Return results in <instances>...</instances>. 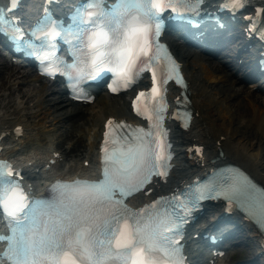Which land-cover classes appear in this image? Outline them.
I'll return each instance as SVG.
<instances>
[{
	"label": "snow or ice",
	"instance_id": "snow-or-ice-1",
	"mask_svg": "<svg viewBox=\"0 0 264 264\" xmlns=\"http://www.w3.org/2000/svg\"><path fill=\"white\" fill-rule=\"evenodd\" d=\"M94 3L99 5L102 0ZM167 7H172V0H118L111 11H100V20H90L91 13L81 17V24L94 23L96 31L89 35L91 29H80L77 39L87 36V40L81 39L84 47L77 50L81 54L77 64L90 57L93 79L111 72L116 82L123 81L125 87L150 72L151 91L139 93L137 100L145 95L162 99L153 66L162 55L171 61L168 78L182 83L179 65L158 41L163 27L160 13ZM77 64L69 68H77ZM111 91L117 92L118 88L113 86ZM153 111L154 115H150L137 109L138 115L155 123L147 131L135 129L130 142L116 131L123 125L108 121L101 149L104 179L100 182H58L54 186L57 195L52 200L27 203V197L16 187L0 186V207H7L15 218L13 235L7 238L11 243L10 264H182L175 237L206 195L255 206L264 230V191L257 196L252 185L236 176L221 174L202 188H189L183 201L161 198L139 211L126 206L124 198L141 191L151 183L153 175L166 176V171L160 169L169 167L166 162L172 154L166 132L153 131L161 127V109ZM109 145L115 147L110 150ZM161 255L168 259L161 261Z\"/></svg>",
	"mask_w": 264,
	"mask_h": 264
},
{
	"label": "bare ground",
	"instance_id": "bare-ground-1",
	"mask_svg": "<svg viewBox=\"0 0 264 264\" xmlns=\"http://www.w3.org/2000/svg\"><path fill=\"white\" fill-rule=\"evenodd\" d=\"M230 33L223 34L227 43H219L213 49L197 51L190 47L195 44L191 43L192 41L187 37H184V44H178L174 35L171 33L165 35L164 39L172 43L174 53L184 66V74L189 84L190 108L194 112V119L188 131L171 129V140L179 162L167 183L160 185L161 189L173 187L189 174L201 172L195 167L192 168L193 163L212 168L224 162L241 167L255 181L264 186L263 147L250 141V135L238 138V129L244 124L247 127L253 124L257 127L261 124V131L264 132V97L255 96L249 91V95L245 97L246 101L242 102L238 99L245 91L243 83L245 84L249 79H255L257 75L249 73L244 76V79L242 76L235 75V72L241 68L246 71V67L251 69L252 65L248 56L243 59L241 65L239 64L238 59H241L244 50L236 51L234 45L243 44L240 41L243 37L240 32ZM227 51L233 53L230 59L225 58L230 56ZM211 65H214L213 69ZM14 66L0 55V111L3 112V117H7L6 112L10 111V108L14 113H18L14 118H4L3 122L0 120V136L4 135L0 144L6 148L2 150L1 156L12 159V162L23 169L27 175H33L42 170L44 159L49 160L54 154H59V158L55 159V165L45 174L41 173L27 180V185L31 189H38L44 180L54 177L69 178L74 175L92 177L94 151L98 149V138L104 122L110 117L129 116L130 107L129 102L126 104V95L109 96L99 87L94 104L83 107L69 101L62 89L54 88V84L36 75L33 76L38 86L33 87L32 91L23 90L20 85L31 76ZM15 82H20L19 87H14ZM177 94L179 91H175L173 97ZM35 109L34 115L38 113L41 119H45L43 125L35 123L34 119L33 125L31 120L27 119L31 111ZM59 126L60 128L69 126V129L56 130L55 127ZM17 127L21 128L22 136L16 134ZM91 131L93 133H90ZM66 140L69 142L65 143ZM87 141L90 142L87 144ZM93 141H96V147L90 150L95 146ZM70 142L74 143L72 147L68 145ZM193 145L204 147L202 158L187 151ZM26 148L27 152H25ZM32 148H35V151L31 150ZM255 148H258L259 152H256ZM218 150L222 151L223 157L211 162L218 156ZM84 162H88L89 166L85 167ZM213 206L209 205V207ZM203 217L206 222L207 218L205 215ZM230 228L226 231V236L230 238L228 241H232L226 256L229 259H221L219 261L221 264L229 262L231 253L239 251L236 244H241V249L244 248L248 257L246 264H257L259 259L263 260L257 254L260 249H254L255 242L243 238V230H239L245 228L243 223H238L235 229L230 230ZM209 229L217 230L219 225H209ZM189 230L191 233L188 236L206 232L196 228V224ZM250 236L254 237L252 232H249ZM195 243L197 240L192 239L187 247L190 248ZM260 264H264V261Z\"/></svg>",
	"mask_w": 264,
	"mask_h": 264
},
{
	"label": "rangeland",
	"instance_id": "rangeland-1",
	"mask_svg": "<svg viewBox=\"0 0 264 264\" xmlns=\"http://www.w3.org/2000/svg\"><path fill=\"white\" fill-rule=\"evenodd\" d=\"M229 34H231V33H229ZM179 44H180V42H178ZM191 48H193L194 50H198V49H196L195 48V46H190ZM227 53H229V54H231L230 52H228L227 51ZM225 58H228V59H230L231 57L230 56H227V57H225ZM216 60V59H215ZM218 60V59H217ZM206 65H207V63H206ZM15 67V66H14ZM213 67H214V65H211V68L213 69ZM25 72L27 73V72H29V70H25ZM240 73V71L239 72H235V75L238 77V76H240L241 74H239ZM31 77L29 78V79H27V81L24 83V84H21L20 85V82H15L14 83V87H19V85L22 87V89L23 90H28V91H32V88L33 87H37L38 86V82L36 81V79H34L35 77L32 75V74H29ZM12 80H14V79H12ZM250 80V79H249ZM243 85L245 86V88H244V93H242L240 96H239V100L240 101H242V102H244V101H246L245 99V97H246V95H249V91H251V92H253L254 94H255V96L257 95H259L260 97H264V92H259V91H254V90H252L251 89V86L250 85H248V84H244L243 83ZM224 86H226V84L224 85ZM54 88H57V86H54ZM15 97H16V95H15ZM126 100V104H127V102H128V99L126 98L125 99ZM94 104V103H93ZM226 104V103H225ZM32 105V103L30 104V106ZM91 106V105H90ZM84 107H86V106H84ZM8 109V108H7ZM222 109H226V108H222ZM10 111H8V112H6V115H7V117H3L2 116V114H3V112L2 111H0V120H1V122H3L4 121V118L5 119H8V118H14L17 114H16V112L14 113L12 110V108H10L9 109ZM32 112V113H31ZM30 113V115H31V117H30V115H29V118H27L30 122H31V124H33L34 125V122H33V119L34 120H36V122L35 123H37V124H41V125H43L44 123H45V119H41L40 118V116H39V114L38 113H36L35 115H34V112H36V109L35 110H32ZM22 114V113H21ZM20 114V115H21ZM247 115V114H246ZM238 125V124H237ZM259 126V127H258ZM257 127H256V124L254 125H252V126H246L245 124L244 125H240V128L238 129L239 130V135H238V138H241V136H247L248 137V135H250V141H252L253 143L255 142V144H260L262 147H263V154H262V156L264 157V132H262L261 131V124H259ZM56 128V130H63V131H67L68 129H69V126H63L62 128H60V126L59 127H55ZM46 129V132H47V128H45ZM260 131V132H259ZM262 132V133H261ZM255 136V137H254ZM259 137H260V139H259ZM38 139V138H37ZM53 141V140H52ZM67 142H69V141H65V143H67ZM88 142L89 141H87V144H88ZM74 143L73 142H70L68 145H70V147H72V145H73ZM255 144H252V145H255ZM64 145H66V144H64ZM256 147V146H255ZM27 148L25 149V152H27ZM31 150H33V151H35V148H32ZM30 150V151H31ZM90 150H91V148H90ZM255 151L256 152H259V150H258V148H255ZM229 226H231V225H229ZM239 229V228H238ZM240 231H242L243 229H239ZM244 231V230H243ZM246 235V236H245ZM242 236H243V238L244 239H246V238H248V239H250V237H249V234H247V233H243L242 234ZM237 245V247H239V251H234L233 253H231V255L230 256H233V254H235V256L234 257H232L231 258V260H229V262H227L228 264H243L244 263V261H245V264H246V260L248 259V257L246 256V252H244L245 250H244V248H242L241 249V247H242V245L241 244H236ZM260 262H261V260L259 259V262L257 263V264H260Z\"/></svg>",
	"mask_w": 264,
	"mask_h": 264
}]
</instances>
